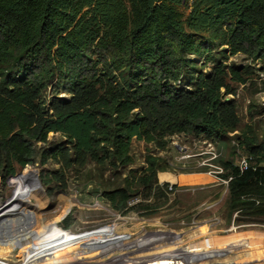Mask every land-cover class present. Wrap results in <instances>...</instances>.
Instances as JSON below:
<instances>
[{"label":"trees","instance_id":"16d2710c","mask_svg":"<svg viewBox=\"0 0 264 264\" xmlns=\"http://www.w3.org/2000/svg\"><path fill=\"white\" fill-rule=\"evenodd\" d=\"M214 51L220 62L204 74L198 63ZM237 55L260 61L264 74V0H0V184L20 185L17 169L33 165L35 145L49 134L65 143L42 151L40 164L62 168L127 169L133 141L227 139L242 126L235 101L225 97L252 75L223 65ZM51 83L69 99L47 104L42 93ZM262 84L264 93V77ZM241 144L247 169L221 164L229 209L264 224V145ZM155 161L147 159L150 173ZM147 179L129 170L125 190L107 194L109 206L125 211L132 183ZM36 191L30 184L19 200Z\"/></svg>","mask_w":264,"mask_h":264},{"label":"rangeland","instance_id":"374dc122","mask_svg":"<svg viewBox=\"0 0 264 264\" xmlns=\"http://www.w3.org/2000/svg\"><path fill=\"white\" fill-rule=\"evenodd\" d=\"M217 62L220 56L214 51L197 68L208 74ZM223 65L248 67L252 75L236 96L225 97L235 101L242 127L221 142L188 135L165 137L161 146L133 141V165L127 169L90 163L62 168L53 160L41 165L42 151L65 141L49 134L45 144L35 145L33 165L17 169L20 185L0 184V264H150L172 253H189L188 264H264V224L230 211L229 179L221 178L226 174L222 163L238 166L247 158L244 139L264 145V74L260 61L242 55ZM192 83L184 75L186 90ZM42 96L47 104L53 98L69 99L54 83ZM148 158L156 160L153 173L147 170ZM129 170L149 181L132 183L126 210L116 212L106 196L125 190ZM32 183L35 194L19 200ZM8 223L13 227L5 233Z\"/></svg>","mask_w":264,"mask_h":264},{"label":"bare ground","instance_id":"6f19581e","mask_svg":"<svg viewBox=\"0 0 264 264\" xmlns=\"http://www.w3.org/2000/svg\"><path fill=\"white\" fill-rule=\"evenodd\" d=\"M207 159V158H206ZM69 210V209H68ZM67 211H65L66 213ZM64 218V217H63ZM59 221V220H58ZM57 221V222H58ZM13 227V225L11 223L5 224L4 225V232L7 233L10 231V228ZM3 228V227H2ZM3 233V232H2ZM8 237V235H7ZM227 245V244H226ZM192 254V253H191ZM154 255V254H153ZM185 256V257H184ZM188 258H189V253H187V255H180V253L177 254H173L172 255H167L164 256V259H158L157 257L152 260L149 261L150 264H188ZM163 260V261H162ZM123 262V261H122ZM123 264H128L127 261L125 260L123 262ZM132 264V263H131ZM137 264H144L143 262H139Z\"/></svg>","mask_w":264,"mask_h":264},{"label":"built area","instance_id":"2783aa9c","mask_svg":"<svg viewBox=\"0 0 264 264\" xmlns=\"http://www.w3.org/2000/svg\"><path fill=\"white\" fill-rule=\"evenodd\" d=\"M216 159V155L215 154H212V160H215ZM238 167L240 169V171H244L247 169L248 167V162H247V158H242L239 163H238ZM219 169V168H217ZM169 190H171V187H168Z\"/></svg>","mask_w":264,"mask_h":264},{"label":"water","instance_id":"95a60500","mask_svg":"<svg viewBox=\"0 0 264 264\" xmlns=\"http://www.w3.org/2000/svg\"><path fill=\"white\" fill-rule=\"evenodd\" d=\"M227 101H228L227 99L224 100V102H227Z\"/></svg>","mask_w":264,"mask_h":264}]
</instances>
